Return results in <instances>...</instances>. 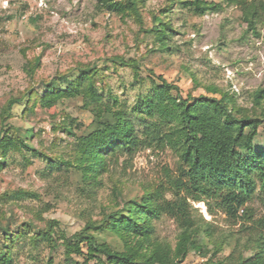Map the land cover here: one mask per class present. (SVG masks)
Listing matches in <instances>:
<instances>
[{
	"label": "rangeland",
	"instance_id": "obj_1",
	"mask_svg": "<svg viewBox=\"0 0 264 264\" xmlns=\"http://www.w3.org/2000/svg\"><path fill=\"white\" fill-rule=\"evenodd\" d=\"M205 1L221 8L199 14L177 0H143L140 21L133 15L100 10L97 0H0V134L9 101L62 75L76 79L81 69L93 66L101 70L99 87L126 107H132L137 96L149 90V79L155 73L176 83L184 97L220 98L228 94L241 114L262 117L264 102L256 105L254 96L264 89V0H256L261 14L254 29L244 20L239 6L224 0ZM155 18L171 27L170 54L162 53L154 36L146 32ZM38 58L39 66L32 74L28 68L35 66ZM117 58L138 64V73L147 83L137 84L136 70L116 64ZM71 120L77 136L94 130V115L84 108L81 98L59 102L53 116L37 100L27 106L15 104L6 122L22 135L33 130L28 140L31 146L51 159L27 150L11 151L0 166V249L5 243L3 229L12 233L27 230L10 249V264H66L63 249L53 251L43 242L34 245L30 238L50 221L61 223L72 236L89 222L100 224L106 214L121 210L127 200L146 192L158 195L163 203H175L185 196L168 182L169 176L178 175L180 166L169 148L139 150L131 157L109 160L100 176L102 187L88 193L73 166L65 163L74 164L77 143L76 136L64 130ZM255 148L264 150V125ZM21 192L28 194L12 201V196ZM189 202L198 209L191 213L195 220L204 218L212 224L208 248L219 246L223 250L216 255L215 250L201 254L192 251L184 264L250 256L249 240L264 224V194L259 183L254 198L239 212V217L247 213L251 222H236L216 208L211 215L208 202ZM28 223L32 226L27 228ZM180 231L178 221L165 212L153 221L152 242L174 248ZM91 234L114 249L123 247L114 234ZM73 259L86 264L83 257L73 255Z\"/></svg>",
	"mask_w": 264,
	"mask_h": 264
},
{
	"label": "trees",
	"instance_id": "obj_2",
	"mask_svg": "<svg viewBox=\"0 0 264 264\" xmlns=\"http://www.w3.org/2000/svg\"><path fill=\"white\" fill-rule=\"evenodd\" d=\"M177 1L199 14L221 8L220 4H209L205 0ZM97 2L100 10L133 15L141 21L140 4L143 0ZM224 2L239 6L244 20L255 28L261 14L256 0ZM171 31L168 23L155 18L153 27L146 32L154 36L162 53L170 54ZM35 62V66L28 68L32 74L39 66L40 59ZM114 62L136 70V82L140 86L147 83L146 79L140 77V67L134 61L117 58ZM78 74L76 79L62 75L44 83L39 90H31L22 98L9 101L4 110V125L0 134V155L4 160L0 166L6 162L11 151L27 150L49 159L28 141L33 136V130L28 129L22 135L6 124L15 104L27 106L32 100H37L53 116L59 102L81 98L84 108L94 115V130L77 136L73 132V121L66 124L65 132L76 136L77 143L74 164L65 163L71 168L73 166L88 193L102 187L100 176L106 172L109 160L122 155L131 157L139 150L169 148L179 158L180 166L178 175L169 176L168 182L178 193L184 192L185 196L175 203H163L158 195L146 192L141 197L127 200L121 210L106 214L100 224L89 222L72 236L61 228V223L53 220L48 222L45 229L35 231L30 237L33 244L43 242L53 251L63 249L66 264H79L74 262L73 255L83 257L86 264L90 261L103 264L101 258L108 264H184L192 251L201 254L215 250V255L221 253L223 247L208 248L207 239L213 238L212 224L204 218L195 220L191 213L198 212V209L189 201L208 202L211 215L216 208L236 222L240 219L251 222L247 213L239 217V212L254 198L258 183L264 194V150L255 148V140L264 125V115L241 114L234 98L228 94L220 98L205 95L184 97L176 83L155 73L149 79V90L141 92L132 107H126L99 87L102 74L97 66L83 68ZM254 101L262 106L264 89L255 94ZM26 194L21 192L18 196H12V201L16 198L21 200ZM165 212L170 213L180 225L181 231L174 248L152 242L153 221L159 220ZM30 226V223L25 225L27 228ZM26 232L12 233L9 229H3L5 243L0 249V264L12 262L10 249ZM91 232H109L118 236L123 242L122 249L99 242ZM258 233L249 240L247 251L250 256L242 254L234 261L206 264H264V224Z\"/></svg>",
	"mask_w": 264,
	"mask_h": 264
}]
</instances>
